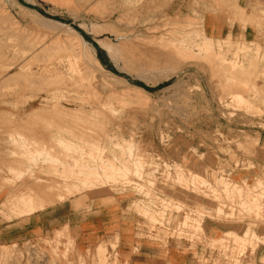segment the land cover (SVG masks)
Returning a JSON list of instances; mask_svg holds the SVG:
<instances>
[{"label":"rangeland","instance_id":"rangeland-1","mask_svg":"<svg viewBox=\"0 0 264 264\" xmlns=\"http://www.w3.org/2000/svg\"><path fill=\"white\" fill-rule=\"evenodd\" d=\"M0 10V264H264V0Z\"/></svg>","mask_w":264,"mask_h":264},{"label":"bare ground","instance_id":"bare-ground-1","mask_svg":"<svg viewBox=\"0 0 264 264\" xmlns=\"http://www.w3.org/2000/svg\"><path fill=\"white\" fill-rule=\"evenodd\" d=\"M95 6H96V5H95ZM0 11H1V10H0ZM2 12H3V11H2ZM35 15H36V14H35ZM36 16H38V15H36ZM39 20H40V19H39ZM40 21H41V23H44V24L49 25L48 27H50V25H53V27L56 26V28H57V27H60V25L58 26L57 24H54V23L49 22V21L44 20V19H42V20H40ZM10 26H11V25H10ZM42 26H43V25H42ZM36 34H37V33H36ZM66 35H67V34H66ZM44 36H45V35H44ZM202 36H203V35H202ZM228 37H229V36H228ZM55 38H56V37H55ZM64 38H66V37H64ZM69 38H70V37H69ZM75 38H77V37H74L73 40L76 41ZM57 39H58V38H57ZM205 39H206V40H205V42H206L207 39H210V38H209V37H205ZM229 39H230V38H229ZM229 39H228V40H229ZM67 40H68V39H67ZM210 40H211V39H210ZM220 40H221V39H220ZM223 40H224V39H223ZM228 40L226 39V42H227ZM34 41H35V40H34ZM69 41H70V39H69ZM69 41H68V42H69ZM77 41H79V40L77 39ZM80 41H81V44H83V43H82L83 41L81 40V38H80ZM238 41H239V40H237V42H238ZM243 41H244V40H243ZM40 42H41V41H40ZM208 42H209V41H208ZM71 43H72V41H71ZM75 43H76V42H74V44H72V45L74 46ZM77 43H78V42H77ZM77 43H76V44H77ZM212 43H213V42H211V44H210L211 46H212ZM232 43H233V42H232ZM234 43L237 44L236 42H234ZM67 44H69V43H67ZM101 44H102V43H101ZM103 44H104V43H103ZM194 44H195V43H194ZM208 44H209V43H208ZM225 44H226V43H225ZM229 44H230V43H228V45H229ZM235 44H233V45H235ZM244 44H245V43H244ZM52 45H53V44H52ZM210 45H209V46H210ZM228 45H227V46H228ZM237 45H238V44H237ZM237 45L235 46L236 48H237ZM241 45H242V44H241ZM75 46H76V45H75ZM83 46H85V45H83ZM88 46H89V45H88ZM88 46L85 47V48L87 49L86 51H88V50L90 49V47H88ZM105 46H106V49L110 52V46H107V45H105ZM209 46H207V47L209 48ZM211 46H210L209 49H211ZM225 46H226V45H225ZM227 46H226V47H227ZM76 47L79 49L78 44H77ZM198 47H199V46H198ZM238 47H239V46H238ZM68 48H69V46H68ZM74 48H75V47H74ZM81 48H83V47H81ZM212 48H213V47H212ZM220 48H221V47H220ZM227 48H229V46H228ZM218 49H219V48H218ZM244 49H245V48H244ZM69 50H70V49H69ZM74 50H75V49H74ZM80 50H83V49H80ZM211 50H212V49H211ZM228 50H229V49H228ZM235 50H236V52H237V49L234 48V52H235ZM240 50H241V49H240ZM245 50H246V49H245ZM70 51H71V50H70ZM90 51H91V50H90ZM44 52H46V51H43V53H44ZM71 52H73V51H71ZM82 52H83V51H82ZM91 52H92V51H91ZM228 52H229V51H228ZM234 52H232V53L234 54ZM86 53H87V55H88V52H86ZM196 53H197V52H196ZM239 53H240V52H239ZM48 54H49V53H48ZM82 54H85V53H82ZM110 54H111V53H110ZM222 54H223V53H222ZM225 54H226V53H225ZM242 54H243V53H242ZM244 54H245V53H244ZM44 55H45V54H44ZM50 55H51V54H50ZM85 55H86V54H85ZM89 55H90V54H89ZM171 55H172V54H171ZM236 55H237V54H236ZM240 55H241V54H240ZM246 55H248V54H246ZM54 56H55V55H54ZM111 56H112V54H111ZM169 56H170V55H169ZM222 56H223V55H222ZM233 56H235V54H234ZM256 56H257V55H256ZM46 57H47V56H46ZM48 57L51 58L49 55H48ZM112 57H114V56H112ZM225 57H226V56H225ZM66 58H67V57H66ZM244 58H245V57H244ZM219 59H220V58H219ZM221 59H222V58H221ZM251 59H252V58H251ZM253 59H254V58H253ZM88 60H89V59H88ZM88 60H87V61H88ZM92 60H93L92 62H94L96 66L102 68L101 64L99 63V61H98V59H97L96 57L92 56ZM222 60H223V59H222ZM235 60H237V59H235ZM245 60H246V59H245ZM224 61H225V63H226V60H224ZM231 61H232V60H231ZM231 61H228V62H231ZM247 61H248V60H247ZM71 62H72V61H71ZM239 62H240V61H239ZM69 63H70V62H69ZM94 63H92V64L94 65ZM244 63H245V62H244ZM73 64H74V62H73ZM228 64L230 65V63H228ZM234 64H235V63H234ZM74 65H75V64H74ZM93 65H92V66H93ZM95 65H94V66H95ZM96 66H95V67H96ZM232 66H233V65H232ZM26 67H27V66H26ZM72 68H73V67H72ZM230 68H231V67H230ZM235 68H237V67H235ZM235 68H234V69H235ZM47 69H48V68H47ZM231 69H233V68H231ZM68 70H69V69H68ZM96 70H98V69H96ZM99 70H100V69H99ZM75 72H76V71H75ZM46 74H47V73H46ZM92 75H93V74H92ZM92 77H93V76H92ZM69 78H70V77H69ZM51 80H52V78H51ZM53 82H54V81H53ZM53 82H52V83H53ZM55 82H57L56 79H55ZM53 84H54V83H53ZM9 90H10V89H9ZM55 92H56V91H55ZM229 93H230V92H229ZM232 97H233V96H232ZM252 103H253V102H252ZM243 104H244V102H243ZM61 138H62V137H61ZM61 138H60V139H61ZM63 139H64V138H63ZM65 140H66V138H65ZM78 141H79V140H78ZM67 142H71V141H70V140H68V141L66 140L65 143H67ZM63 143H64V141H63ZM72 144H73V143H72ZM75 144H76V143H75ZM67 145H68V144H67ZM81 147H82V146H81ZM77 149H78V148H77ZM73 150H74V149H73ZM75 151H76V150H75ZM79 158H80V157H79ZM79 158H78V159H79ZM74 159H75V158H74ZM74 163H75V162H74ZM179 177H180V175H179ZM90 179H91V178H90ZM84 186H85V184H84ZM47 188H48V186H47ZM89 188H90V187H89ZM38 189H39V187H38ZM48 189H50V188H48ZM90 190H91V189H90ZM42 191H43V190L39 189L38 192H37V191H36V192H33L34 195L29 194L28 196L22 197L21 200L19 199V200L22 202V206L20 205V206H21L20 213L30 214V213H33V212H35V211L40 210L41 208H43V203H42V202H43L44 200L41 199L42 197L47 198L46 201H47V204H48V203H49L48 201L51 200V198H50L51 196H50V195H52L53 192L51 191L52 193L49 194V196H50V197H49L48 194H46V193H45L46 195H42ZM43 193H44V192H43ZM41 195H42V196H41ZM38 197H39V198H38ZM251 199H252V198H251ZM46 201H45V202H46ZM11 203H12V202H11ZM15 203L18 204V203H20V202H16V201H15ZM51 203H53V200H51ZM44 204H45V203H44ZM47 204H46V205H47ZM12 205H13V204H12ZM46 205H45V206H46ZM17 206H19V205H17ZM17 206H15V207L17 208ZM45 206H44V207H45ZM249 207H250V206H249ZM13 208H14V207H13ZM18 208H19V207H18ZM251 209H252V208H251ZM17 210H18V209H17ZM255 213H256V212H255ZM16 216H17V215H16ZM186 220H187V219H186ZM192 222H193V221H192ZM195 224H196V223H195ZM195 227H196V226H195ZM247 235H248V234H247ZM236 236H237V235H236ZM240 236H241V235H240ZM243 236H244V235H243ZM236 238H237V237H236ZM252 238H253V237H252ZM245 239H246V237H245ZM251 240H252V239H251ZM247 241H248V240H247ZM242 243H243V242H242ZM240 245H241V244H240ZM255 246H256V245H255ZM257 247H258V246H257ZM254 248H255V247H254ZM253 250H254V249H253Z\"/></svg>","mask_w":264,"mask_h":264},{"label":"crops","instance_id":"crops-1","mask_svg":"<svg viewBox=\"0 0 264 264\" xmlns=\"http://www.w3.org/2000/svg\"><path fill=\"white\" fill-rule=\"evenodd\" d=\"M123 218H124V215H123ZM96 224H100L101 227H102V230L104 229V223H103V221L99 222V219L93 220L91 223L88 224L89 227H92V228L94 227V230L93 231L90 232V230H88V234L92 233L93 236H90L88 238H98V234L95 231L96 230V228H95ZM118 228H119V230L122 229V223H119L118 224ZM125 232L127 233V231H123V233H125ZM118 236L121 237V239L123 240V236H122L121 233H118ZM124 239H126V236H124ZM123 241H124V243H127L125 240H123Z\"/></svg>","mask_w":264,"mask_h":264},{"label":"snow or ice","instance_id":"snow-or-ice-1","mask_svg":"<svg viewBox=\"0 0 264 264\" xmlns=\"http://www.w3.org/2000/svg\"><path fill=\"white\" fill-rule=\"evenodd\" d=\"M148 264H152V262L151 261H148Z\"/></svg>","mask_w":264,"mask_h":264}]
</instances>
